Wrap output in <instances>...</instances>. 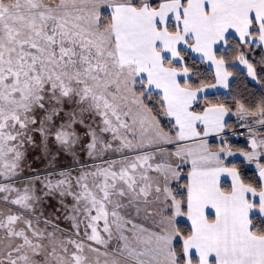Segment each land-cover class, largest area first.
<instances>
[{
  "label": "snow or ice",
  "instance_id": "snow-or-ice-1",
  "mask_svg": "<svg viewBox=\"0 0 264 264\" xmlns=\"http://www.w3.org/2000/svg\"><path fill=\"white\" fill-rule=\"evenodd\" d=\"M0 264H264V0H0Z\"/></svg>",
  "mask_w": 264,
  "mask_h": 264
}]
</instances>
